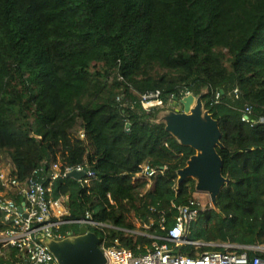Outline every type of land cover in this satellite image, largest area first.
<instances>
[{"label": "trees", "instance_id": "16d2710c", "mask_svg": "<svg viewBox=\"0 0 264 264\" xmlns=\"http://www.w3.org/2000/svg\"><path fill=\"white\" fill-rule=\"evenodd\" d=\"M156 91L160 106L143 109L141 96ZM186 93H203L218 122L230 180L217 197L220 214L198 207L187 238L264 246V0H0V164L19 182L41 170L50 201L65 199V221L88 214L110 225L89 229L106 248L144 255L194 200V182L177 185L176 175L194 151L155 122ZM54 164L93 176L50 182ZM144 166L156 171L149 189L136 178ZM211 252L225 249L173 251ZM17 254L9 248L1 260Z\"/></svg>", "mask_w": 264, "mask_h": 264}, {"label": "built area", "instance_id": "2783aa9c", "mask_svg": "<svg viewBox=\"0 0 264 264\" xmlns=\"http://www.w3.org/2000/svg\"><path fill=\"white\" fill-rule=\"evenodd\" d=\"M234 93L236 94L237 90H234ZM187 95L189 93L184 94V96ZM158 97L159 92L157 91L143 94L140 104L145 110L160 106ZM218 99L219 94L216 93L215 101ZM174 104L170 99L168 105ZM248 114H250V109L247 107L243 112L242 121L247 122ZM261 121L264 122V119ZM84 170L83 167H76L65 168L62 171L58 164H54L49 180L52 182L59 177H66L72 171L81 172ZM39 174H41V170L35 171L26 181L19 182L12 176L10 169H4L0 164V187L4 190L3 195L8 191H15L21 198V203L17 204L10 198L0 196V264L8 263L3 262L1 258L6 256L9 248L16 249L18 253L14 256L15 260H8L9 264H57L44 243L49 240L61 241L72 236L70 232H67L66 235L60 233L63 226L74 224L78 227L84 226L87 229L93 228L100 231L107 229V226L94 220L88 214L79 220L65 221L66 211H63L59 201L54 203L50 201V189L38 181ZM155 175L156 171L144 166L136 178L146 180L147 189H149ZM92 176L93 174L87 171L82 182L88 183ZM19 207H22V212L18 211ZM198 207L201 206L194 199L187 205L178 208V217L167 236L157 238V241L152 243L151 248L144 255L134 256L128 249L117 246L106 248L104 244H100L99 247L106 259V264H264V257L256 255L249 257L247 254L255 252L264 255V246L241 247L234 244H223L224 253L211 252L198 259L175 255L174 249L181 246H209L190 241L187 238L190 224L196 221L199 216ZM23 215H26V218ZM168 244H171L173 248H170ZM238 250H242L241 254H237ZM6 259H8L7 256Z\"/></svg>", "mask_w": 264, "mask_h": 264}, {"label": "water", "instance_id": "95a60500", "mask_svg": "<svg viewBox=\"0 0 264 264\" xmlns=\"http://www.w3.org/2000/svg\"><path fill=\"white\" fill-rule=\"evenodd\" d=\"M202 97L203 93L198 97L192 94L182 98L174 97V102L180 109L161 111L155 122L162 124L164 130L180 146L194 151L185 167L177 171V185L185 180H192L195 193L207 195L212 210L220 214L217 197L222 189L229 185L230 180L228 176L222 175L223 165L217 153V149L222 148L219 124L205 109ZM87 171H72L66 178L81 182ZM22 210V207H19L18 211ZM23 216L26 218V215ZM44 244L57 264H106L99 247V238L84 226L78 228L75 236L61 241L49 240Z\"/></svg>", "mask_w": 264, "mask_h": 264}, {"label": "rangeland", "instance_id": "374dc122", "mask_svg": "<svg viewBox=\"0 0 264 264\" xmlns=\"http://www.w3.org/2000/svg\"><path fill=\"white\" fill-rule=\"evenodd\" d=\"M167 108L172 109V110H175V109L178 110L179 109V106L177 104H174L172 106L168 105ZM3 166H5V165H3ZM194 199H196V201L198 202V204L201 206L202 210L211 209L210 200H209V198H208L207 195H205V194H196L195 193ZM93 219L96 220V221H99V222L103 223L105 226H107V228L110 227V225L107 224L104 221H100V220L95 219V218H93ZM136 228H139V226H136ZM209 246L210 247H222V244H209Z\"/></svg>", "mask_w": 264, "mask_h": 264}, {"label": "crops", "instance_id": "0c3cea01", "mask_svg": "<svg viewBox=\"0 0 264 264\" xmlns=\"http://www.w3.org/2000/svg\"><path fill=\"white\" fill-rule=\"evenodd\" d=\"M4 169H9L8 167H3ZM62 200V201H61ZM60 201H59V204L61 205V208L63 209V211L65 212V210H64V208H63V204H64V202H65V199H61Z\"/></svg>", "mask_w": 264, "mask_h": 264}, {"label": "clouds", "instance_id": "9594fccd", "mask_svg": "<svg viewBox=\"0 0 264 264\" xmlns=\"http://www.w3.org/2000/svg\"><path fill=\"white\" fill-rule=\"evenodd\" d=\"M182 97H185L184 95L182 96ZM182 97H180V98H182ZM173 102H174V99L172 100ZM175 103V102H174ZM175 104H177V103H175ZM178 105V104H177ZM179 106V105H178ZM179 109H180V107H179ZM178 109V110H179ZM169 110H172V109H169ZM176 110V109H175ZM64 208V207H63ZM79 228V227H78ZM72 236H75V235H72Z\"/></svg>", "mask_w": 264, "mask_h": 264}]
</instances>
